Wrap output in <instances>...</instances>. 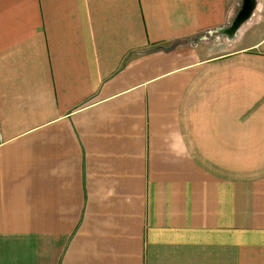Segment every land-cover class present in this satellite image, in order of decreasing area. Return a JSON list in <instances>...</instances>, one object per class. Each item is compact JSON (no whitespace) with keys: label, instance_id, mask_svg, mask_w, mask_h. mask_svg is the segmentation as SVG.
Instances as JSON below:
<instances>
[{"label":"crops","instance_id":"crops-1","mask_svg":"<svg viewBox=\"0 0 264 264\" xmlns=\"http://www.w3.org/2000/svg\"><path fill=\"white\" fill-rule=\"evenodd\" d=\"M237 1L0 0V264H264V0L223 43Z\"/></svg>","mask_w":264,"mask_h":264},{"label":"rangeland","instance_id":"rangeland-1","mask_svg":"<svg viewBox=\"0 0 264 264\" xmlns=\"http://www.w3.org/2000/svg\"><path fill=\"white\" fill-rule=\"evenodd\" d=\"M241 2L242 0H238L234 5H233V8H232V15L229 17V19H227L223 29H221V33H218V37L221 38L219 40H221L223 43L225 42L224 40H227L229 43L230 41H232L231 39L228 40V38L230 37H234V34L237 35V37L240 36L239 32L240 30L244 27H247L248 24L252 23L257 17V13H256V10L254 9L253 12H255L254 16H250L246 21H244L236 30L232 31L231 30V27H232V24H233V21H234V18L239 10V7L241 5ZM244 25V26H243ZM228 37V38H227ZM220 41V42H221ZM223 47V46H222Z\"/></svg>","mask_w":264,"mask_h":264},{"label":"water","instance_id":"water-1","mask_svg":"<svg viewBox=\"0 0 264 264\" xmlns=\"http://www.w3.org/2000/svg\"><path fill=\"white\" fill-rule=\"evenodd\" d=\"M257 0H242L239 10L234 18L231 30H236L244 21H246L256 8Z\"/></svg>","mask_w":264,"mask_h":264},{"label":"trees","instance_id":"trees-1","mask_svg":"<svg viewBox=\"0 0 264 264\" xmlns=\"http://www.w3.org/2000/svg\"><path fill=\"white\" fill-rule=\"evenodd\" d=\"M160 49H163V47L160 45H156L153 50H160Z\"/></svg>","mask_w":264,"mask_h":264}]
</instances>
